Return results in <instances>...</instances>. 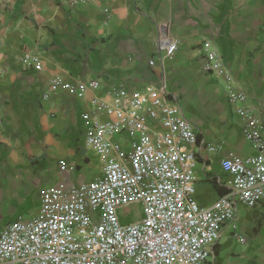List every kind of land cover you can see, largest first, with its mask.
I'll return each mask as SVG.
<instances>
[{
	"label": "crops",
	"instance_id": "crops-1",
	"mask_svg": "<svg viewBox=\"0 0 264 264\" xmlns=\"http://www.w3.org/2000/svg\"><path fill=\"white\" fill-rule=\"evenodd\" d=\"M166 37L179 45L171 59ZM91 80L82 97L64 87ZM118 87H155L192 118L195 198L212 206L226 192L221 160L259 151L235 110L264 121V0H0V230L36 215L44 190L100 174L85 129L111 119L97 108ZM207 264H264V199L240 207Z\"/></svg>",
	"mask_w": 264,
	"mask_h": 264
},
{
	"label": "built area",
	"instance_id": "built-area-1",
	"mask_svg": "<svg viewBox=\"0 0 264 264\" xmlns=\"http://www.w3.org/2000/svg\"><path fill=\"white\" fill-rule=\"evenodd\" d=\"M84 1L61 0L67 6ZM161 45L170 59L179 47L167 37ZM98 85L91 80L64 87L82 97ZM97 109L112 117L89 118L84 136L104 157L102 171L88 182L44 190L36 215L5 225L0 264H207L240 207L254 208L264 199L263 119L244 105L235 110L244 137L259 151L221 160L226 192L205 208L195 198L196 126L180 103L155 87H118L111 106ZM134 208L140 216L125 221Z\"/></svg>",
	"mask_w": 264,
	"mask_h": 264
},
{
	"label": "rangeland",
	"instance_id": "rangeland-1",
	"mask_svg": "<svg viewBox=\"0 0 264 264\" xmlns=\"http://www.w3.org/2000/svg\"><path fill=\"white\" fill-rule=\"evenodd\" d=\"M139 209L134 208L128 218H125V221L134 220L135 218L139 217Z\"/></svg>",
	"mask_w": 264,
	"mask_h": 264
}]
</instances>
